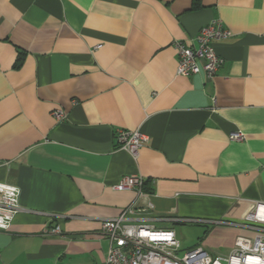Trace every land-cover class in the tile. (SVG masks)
Listing matches in <instances>:
<instances>
[{
    "label": "crops",
    "instance_id": "crops-1",
    "mask_svg": "<svg viewBox=\"0 0 264 264\" xmlns=\"http://www.w3.org/2000/svg\"><path fill=\"white\" fill-rule=\"evenodd\" d=\"M213 19L231 33L216 74H178L174 42ZM118 131L147 136L135 157ZM125 175L141 193L114 188ZM0 181L20 190L0 264H104L101 222L123 211L182 250L252 239L236 223L264 203V0H0Z\"/></svg>",
    "mask_w": 264,
    "mask_h": 264
},
{
    "label": "built area",
    "instance_id": "built-area-1",
    "mask_svg": "<svg viewBox=\"0 0 264 264\" xmlns=\"http://www.w3.org/2000/svg\"><path fill=\"white\" fill-rule=\"evenodd\" d=\"M230 34L220 19H213L198 30L194 37L195 47L175 41L176 72L188 75L202 68L207 77H213L223 62L213 42ZM53 115L57 120L65 118L64 112L59 109L54 110ZM229 137L240 140L243 134L233 132ZM146 140L147 136L139 131H118L116 134L118 147L134 157ZM142 185L141 175H125L114 188L136 189L141 193ZM19 193L16 185L0 181V229H8L19 211ZM236 224L253 229L254 237L250 240L238 239L226 255H213L201 246L182 250L180 240L172 229L130 223L126 211H123L119 216L101 222V234L108 240L104 264H264V203H256ZM50 231L60 232V228L56 225Z\"/></svg>",
    "mask_w": 264,
    "mask_h": 264
},
{
    "label": "trees",
    "instance_id": "trees-1",
    "mask_svg": "<svg viewBox=\"0 0 264 264\" xmlns=\"http://www.w3.org/2000/svg\"><path fill=\"white\" fill-rule=\"evenodd\" d=\"M20 60H21V58H20V57H18V58H17V64H19V63H20Z\"/></svg>",
    "mask_w": 264,
    "mask_h": 264
}]
</instances>
